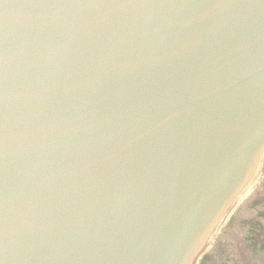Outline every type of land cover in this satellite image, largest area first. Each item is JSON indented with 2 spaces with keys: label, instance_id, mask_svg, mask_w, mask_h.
I'll use <instances>...</instances> for the list:
<instances>
[{
  "label": "water",
  "instance_id": "obj_1",
  "mask_svg": "<svg viewBox=\"0 0 264 264\" xmlns=\"http://www.w3.org/2000/svg\"><path fill=\"white\" fill-rule=\"evenodd\" d=\"M263 142L264 0H0V264H178Z\"/></svg>",
  "mask_w": 264,
  "mask_h": 264
},
{
  "label": "rangeland",
  "instance_id": "obj_2",
  "mask_svg": "<svg viewBox=\"0 0 264 264\" xmlns=\"http://www.w3.org/2000/svg\"><path fill=\"white\" fill-rule=\"evenodd\" d=\"M256 162L249 177L246 169L240 184L205 210L178 264H264V142Z\"/></svg>",
  "mask_w": 264,
  "mask_h": 264
}]
</instances>
